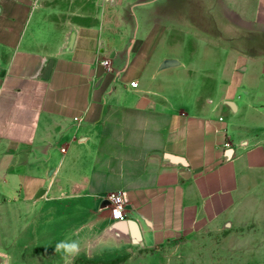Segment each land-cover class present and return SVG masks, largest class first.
I'll return each mask as SVG.
<instances>
[{
    "label": "crops",
    "instance_id": "obj_1",
    "mask_svg": "<svg viewBox=\"0 0 264 264\" xmlns=\"http://www.w3.org/2000/svg\"><path fill=\"white\" fill-rule=\"evenodd\" d=\"M229 5L0 0V264L26 250L28 206L53 196L84 215L76 240L94 230L104 253L175 246L198 264L221 253L204 249L213 232L264 228V0L258 44L219 62L210 46ZM117 192L122 221L107 205ZM234 257L264 264V250Z\"/></svg>",
    "mask_w": 264,
    "mask_h": 264
},
{
    "label": "rangeland",
    "instance_id": "obj_2",
    "mask_svg": "<svg viewBox=\"0 0 264 264\" xmlns=\"http://www.w3.org/2000/svg\"><path fill=\"white\" fill-rule=\"evenodd\" d=\"M228 2L230 5L227 6V9L235 10L234 14L229 13V17L233 16L234 21H229L228 25L223 21L218 22L219 32H214L217 41H213V46H210L215 51L219 62L230 61L232 56L234 59H238L245 54L243 52L245 46L258 44L259 31L256 21H253L257 0H228ZM231 24L234 28L241 29L240 32L226 30L227 27L230 28ZM188 35L190 37L189 49L196 48L197 42L200 40L197 38L199 36L194 33ZM202 43L211 45V42ZM203 45L202 49H204ZM231 46H235L236 52L232 51ZM211 63L214 65V62ZM63 202V198L53 196L42 201L36 211L28 206L27 222L29 225L26 250L24 245L15 243L10 249L11 264H180L179 250L175 246L157 252L132 248L116 254L104 253L94 244L98 239V233L94 230L86 233L88 238L84 241L85 243L82 242V239L77 241V237H82L84 215L79 211L66 212ZM99 211L100 209L96 210V212ZM54 224H56L55 228H53ZM73 232L75 237H72ZM243 237H250V239L244 241ZM73 238L80 244L78 256L75 258L66 257L62 252L55 251L58 243L72 242ZM210 241V244H204V249L209 247L216 249L218 245L221 253L212 254L210 258L204 257L198 261V264H244L247 261L234 260V255L246 254V252L257 255L259 251L264 250V228L252 224L244 228L221 229L217 233L211 234ZM107 248L111 250L113 246L108 245ZM199 248L201 249V245ZM84 249H87L88 252L83 255ZM203 256L207 255L204 253ZM249 263L258 264L259 261L256 259Z\"/></svg>",
    "mask_w": 264,
    "mask_h": 264
},
{
    "label": "built area",
    "instance_id": "obj_3",
    "mask_svg": "<svg viewBox=\"0 0 264 264\" xmlns=\"http://www.w3.org/2000/svg\"><path fill=\"white\" fill-rule=\"evenodd\" d=\"M103 65L108 66L109 61L102 62ZM132 87H137L138 82L134 81L131 83ZM126 193L124 192H117V193H111L107 197L108 207L112 210V215L115 220H124L126 218L125 214V207H126ZM119 213V215H116V213Z\"/></svg>",
    "mask_w": 264,
    "mask_h": 264
},
{
    "label": "clouds",
    "instance_id": "obj_4",
    "mask_svg": "<svg viewBox=\"0 0 264 264\" xmlns=\"http://www.w3.org/2000/svg\"><path fill=\"white\" fill-rule=\"evenodd\" d=\"M55 251L57 253H63L66 257L75 258L79 255L80 244L77 241L72 242H60L56 245Z\"/></svg>",
    "mask_w": 264,
    "mask_h": 264
},
{
    "label": "water",
    "instance_id": "obj_5",
    "mask_svg": "<svg viewBox=\"0 0 264 264\" xmlns=\"http://www.w3.org/2000/svg\"><path fill=\"white\" fill-rule=\"evenodd\" d=\"M175 63H176V62H174V61H170V60H169V61H166L165 64H164V67L173 66ZM44 193H45L44 191L41 192V193L39 194V197H42V196L44 195ZM129 225L131 226V236H132V238H133V241H134V242H139V241H140V235H139L138 230H137L136 227H135L134 225H132L131 223H129ZM116 230L125 233L124 225H118V226L116 227Z\"/></svg>",
    "mask_w": 264,
    "mask_h": 264
},
{
    "label": "snow or ice",
    "instance_id": "obj_6",
    "mask_svg": "<svg viewBox=\"0 0 264 264\" xmlns=\"http://www.w3.org/2000/svg\"><path fill=\"white\" fill-rule=\"evenodd\" d=\"M116 215H119V213L117 212Z\"/></svg>",
    "mask_w": 264,
    "mask_h": 264
},
{
    "label": "trees",
    "instance_id": "obj_7",
    "mask_svg": "<svg viewBox=\"0 0 264 264\" xmlns=\"http://www.w3.org/2000/svg\"><path fill=\"white\" fill-rule=\"evenodd\" d=\"M107 205H108V203H107Z\"/></svg>",
    "mask_w": 264,
    "mask_h": 264
}]
</instances>
